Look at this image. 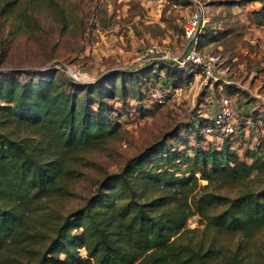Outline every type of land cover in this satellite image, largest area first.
<instances>
[{"label":"trees","instance_id":"obj_1","mask_svg":"<svg viewBox=\"0 0 264 264\" xmlns=\"http://www.w3.org/2000/svg\"><path fill=\"white\" fill-rule=\"evenodd\" d=\"M144 66L87 83L56 68L0 70V264H214L224 259L225 237L264 228V185L222 192L264 174L258 111L240 112L238 131L221 141L201 131L210 119L192 121L105 174L76 208L61 213L51 205L73 194L82 154L116 136L128 98L142 112L155 81L176 87L193 76L165 60ZM192 215L204 224L195 241L199 230L186 227Z\"/></svg>","mask_w":264,"mask_h":264},{"label":"rangeland","instance_id":"obj_2","mask_svg":"<svg viewBox=\"0 0 264 264\" xmlns=\"http://www.w3.org/2000/svg\"><path fill=\"white\" fill-rule=\"evenodd\" d=\"M12 1L10 13L0 11V70L76 67L84 83L112 72L141 71L152 45L181 53L187 46L183 27L194 2L203 12L198 54L214 60L217 79L205 81L198 65L192 78L178 83V95L164 104L147 102L138 112L135 100L128 98L129 109L116 136L102 149L82 154L78 166L83 174L69 185L73 194L50 201L61 213L82 204L105 174L118 171L164 134L211 119L222 94L231 95L233 103L242 101L244 110L264 112V0H0V9ZM210 33L217 39L208 38ZM115 104L120 106L121 100ZM263 185L264 174L254 173L222 192L258 191ZM186 227L199 230L192 235L195 241L204 224L192 215ZM223 242L224 259L214 264H264V228L251 237L234 235Z\"/></svg>","mask_w":264,"mask_h":264},{"label":"built area","instance_id":"obj_3","mask_svg":"<svg viewBox=\"0 0 264 264\" xmlns=\"http://www.w3.org/2000/svg\"><path fill=\"white\" fill-rule=\"evenodd\" d=\"M203 12L200 6L194 2V11L184 24V36L187 41L186 48L181 53H172L162 50L156 45L149 48L151 53L149 61L165 60L179 69H187L195 72L198 65H202L204 80H216L214 75V60L212 58L203 59L198 54L199 38L204 28ZM49 68H56L65 73L73 81H81V71L76 67H60L53 65ZM179 88L171 85L152 84L144 92L145 100L151 104H164L175 95H178ZM218 108L210 121L206 122L201 131L207 140L221 141L223 137L234 134L238 131L239 121L235 104L229 95L222 94L219 97ZM79 253L85 255V250L79 248Z\"/></svg>","mask_w":264,"mask_h":264},{"label":"crops","instance_id":"obj_4","mask_svg":"<svg viewBox=\"0 0 264 264\" xmlns=\"http://www.w3.org/2000/svg\"><path fill=\"white\" fill-rule=\"evenodd\" d=\"M235 106H236V109H237V111L239 112H251V111H253V110H250L249 108H245V110H244V104H242V101H238L237 102V100L235 101ZM259 113H260V111H258ZM260 114H262L263 116H264V112H262L261 111V113ZM248 124L249 125H251V122H248ZM217 141H219V140H217Z\"/></svg>","mask_w":264,"mask_h":264},{"label":"water","instance_id":"obj_5","mask_svg":"<svg viewBox=\"0 0 264 264\" xmlns=\"http://www.w3.org/2000/svg\"><path fill=\"white\" fill-rule=\"evenodd\" d=\"M204 180H202V183H203Z\"/></svg>","mask_w":264,"mask_h":264}]
</instances>
